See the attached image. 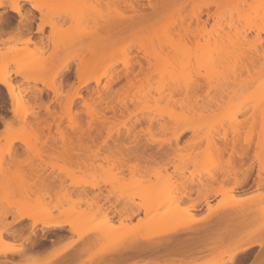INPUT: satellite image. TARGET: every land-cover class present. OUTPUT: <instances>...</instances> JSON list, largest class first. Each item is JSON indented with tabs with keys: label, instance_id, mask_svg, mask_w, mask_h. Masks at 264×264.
I'll return each mask as SVG.
<instances>
[{
	"label": "rangeland",
	"instance_id": "374dc122",
	"mask_svg": "<svg viewBox=\"0 0 264 264\" xmlns=\"http://www.w3.org/2000/svg\"><path fill=\"white\" fill-rule=\"evenodd\" d=\"M0 1L3 3L0 8V35H5L4 38L0 37V69H5L4 77L14 86L13 94L28 99L24 104L25 116L17 121L15 128H9L6 133L5 128L0 126V142H11L7 156L0 151V208L29 210L30 205L35 206L39 192L48 188L53 192L51 196L53 194L59 198L58 201L55 196L54 199L52 196L53 200L44 198L47 202H58L55 209H51L49 202L45 203L52 210L55 220L66 223L65 229L69 226L67 224L77 229V232L72 233L61 232L65 236L60 235L61 239L51 235L53 232H46L42 236L39 229L35 235L27 233L32 237L25 239L24 244L32 238L30 243L32 241L37 246L43 242V237L54 235L53 239L57 238L52 241L51 251L42 256L37 252L31 253L32 250H25V255L21 252L4 254L5 250L10 249L9 245L17 247L19 244L17 239L14 242L1 239L0 264H20L28 258L47 261L48 264L55 261L61 264H93L92 260L102 255L103 250H110L115 244H128L132 240L144 246L140 253L149 250L158 254L160 247L173 248L179 240L171 238L160 242L159 246L144 244V241L171 236L180 231L196 236L197 231L199 234V231H205L210 217L218 220L216 216L224 213V210L209 213L206 209L204 214L198 215L199 211L191 208L203 201L202 193L206 194V190L208 193L211 188L222 191L217 195L209 193L208 203L211 197L217 198L213 207L220 204L243 209L244 205L246 209L251 206L253 210L255 208V214L253 210L251 213V209H247L249 213L245 211L247 214L242 209V214L235 209L238 218L235 216L234 219L220 215V218H228L225 221L222 219L225 224L239 220L242 226L236 222L238 226L233 223L235 227H226L218 222L217 237L213 239L224 235V226L227 230L239 229L240 232L235 230L238 234L229 230L232 236L236 235L237 240L249 239L259 232L252 230L254 222L258 223L260 217L264 219V213L260 214L261 210H257L258 206L264 207V186L256 189L255 185L258 162L253 161L247 184L235 187L232 178L234 169H229L225 164L229 154L217 155L213 145L222 144L223 134L227 141L232 140L233 128L240 131L242 141L252 127L253 150L250 148L248 155L252 159L255 151L260 152L255 143L264 126L261 117V109L264 112V48L260 47L259 40L255 41V34L264 22V12L260 11V16L251 20H244L239 14L248 13L254 5L263 6L264 0H138V9L144 10L147 17L130 24L109 40L96 34L102 32L96 21L114 12L113 7L107 6L104 0H35L47 6L43 13L44 24L41 23L40 9H32L28 2H20L23 12L31 18L28 23L24 22L25 27H19V17L5 6L10 1ZM149 4L154 7H149ZM119 8L126 14L134 12L127 5H120ZM207 12L212 14L208 19ZM194 13L200 14L199 23H196ZM38 25L43 28L42 32L36 30ZM17 26L19 32H16ZM242 35H245L247 45ZM48 36L51 43L46 42ZM243 45L248 47L245 51L240 49ZM143 52L149 55L152 72L149 77L129 86L125 77L121 76L126 70L125 63L128 69L135 66L137 59L145 64ZM81 60L82 64H79ZM65 64L67 70L55 78V72ZM19 67L25 68L23 73L35 81H24L22 75H17ZM77 68L81 70L80 75L76 73ZM134 69L136 71L137 66ZM117 74H120V79H116ZM142 76L139 75V78ZM95 88L102 94V99L97 98ZM38 90H41V94ZM75 92H80L91 110L104 114L102 136L93 142L87 138L79 141L65 116L61 120L48 117L50 129H41V123L34 122V111H38L40 118L46 114L44 107L39 110L37 105L43 102L48 103L49 110L57 115H62L68 107L72 112L79 110L81 116L76 119L83 127L88 122L99 125L103 118L97 114L91 117L85 114L83 99L76 97L68 105L67 96ZM55 93L57 96H54ZM4 100H7L6 106L2 103ZM111 105L115 106V112L106 109ZM11 109L10 93L0 85V125L15 119ZM25 121L26 125L23 124ZM56 123H59L66 137L65 143L56 132ZM35 125L38 138L34 131ZM127 128H131L130 143L123 136ZM182 130L185 131L175 138ZM16 135L21 138L14 139ZM107 135V143L102 144ZM44 141L48 145L43 144ZM127 144L130 146L126 147ZM143 144H149L150 147L145 148ZM161 150L165 151L164 155H159ZM131 152H135L137 157H129ZM249 159L244 158L242 167L251 163ZM129 163L137 165L133 172H130ZM33 169L42 170L41 179L32 173ZM227 170L230 172L227 173ZM190 172L199 173L192 178L193 181H190ZM212 174L215 175L214 180L211 179ZM260 176L264 179V172ZM180 182H187L188 191L178 188ZM92 184L98 188H91ZM157 188H176L171 190L173 200L147 213L140 206L143 194L139 197L125 195L143 193L148 189L153 192ZM237 188L248 189L239 193ZM91 197H94L97 206L90 204L88 198ZM256 205L257 209L254 207ZM120 208L136 213L130 221L121 222L116 211ZM186 208L187 214H182L181 210ZM164 210L173 212L174 218L170 223L190 224L193 229L186 225L172 234L145 238L149 233L146 222L153 223V219H157ZM9 218L13 217L9 216L7 220ZM242 219L247 226L251 227L252 224L250 233ZM156 222L160 223V220ZM220 224L224 226L220 227ZM157 229L154 227L150 233L154 234L159 231ZM85 231L88 233L79 239L77 233ZM225 232L223 244L231 235ZM213 242L212 239L201 240L195 247L196 257H188L187 264H208L227 259L225 253L219 256L215 253L218 252L215 247L219 249L220 246ZM230 243H226V246L221 243V248L225 247V252L228 251L233 248ZM56 253L60 255L48 261ZM109 254L111 252H105V255ZM180 258L174 256L162 260L155 255L149 264H171ZM117 264H139V261L136 255L127 256Z\"/></svg>",
	"mask_w": 264,
	"mask_h": 264
},
{
	"label": "bare ground",
	"instance_id": "6f19581e",
	"mask_svg": "<svg viewBox=\"0 0 264 264\" xmlns=\"http://www.w3.org/2000/svg\"><path fill=\"white\" fill-rule=\"evenodd\" d=\"M10 1V3L8 4V5H11V4H14V3H19L20 4V2H28L29 3V5H30V7H31V5L33 4V3H35V4H37V5H40L39 3H37V2H35V0H9ZM104 3L107 5V6H110V7H113V9H114V12L112 13V15H108V16H105V17H103V19L101 18V21H96V24H97V26L99 27V28H101L102 29V32H99V33H97L96 32V34L97 35H99L102 39H104V40H109V39H111V37H114V36H116L117 34H119V33H121L124 29H126L130 24H132V23H134V22H137V21H141V20H143V19H145V17H147V13L144 11V10H139L138 8L140 7V5H139V3H138V0H104ZM21 5V4H20ZM120 5H127L128 6V8H130V9H132L134 12L133 13H131V14H126V13H124V12H122L121 11V9L119 8V6ZM1 7H3V3L0 1V8ZM137 7V8H136ZM149 7H151V8H153L152 7V5L151 4H149ZM35 10H39V8H37V9H35ZM136 10V11H135ZM8 11H10V12H12L13 14H16L18 17H19V23H21V26H19L20 24H18V26L19 27H22V26H24L25 24H24V22L25 21H27V23L30 21V17L25 13V12H23V14H20V13H18V12H16V11H14L11 7H8ZM260 11H262V12H264V5L263 6H259V5H254V6H252L251 7V9H249V11H248V13H240L239 14V17L240 18H243L244 20H251V19H255V18H257V17H259L260 16ZM212 16V14L211 13H209V12H207L206 13V19H208V18H210ZM193 17L195 18V21H196V23H199V21H200V14H193ZM205 21V20H204ZM203 21V22H204ZM202 22V21H201ZM18 26H17V30H16V32H19L20 30H19V28H18ZM27 26V25H26ZM25 27V26H24ZM27 28V27H26ZM3 29V28H2ZM21 29V28H20ZM36 30L38 31V32H42V30H43V28L40 26V25H38L37 26V28H36ZM105 34V36H104V34ZM256 39H255V41L256 40H259V37H258V32H256ZM194 36H195V33H194ZM242 37V40L245 42V39H246V37H245V35H242L241 36ZM27 41H29V39L27 40ZM46 42H50V38H49V36L47 37V40H46ZM51 43V42H50ZM242 44H244V43H242ZM245 44L247 45V41L245 42ZM246 45H243L242 47H240V49L242 50V51H245L244 49L245 48H248V47H246ZM245 46V47H244ZM171 49H173L172 47H171ZM247 50V49H246ZM93 55V54H92ZM260 55V54H259ZM262 55H263V53H262ZM142 57L145 59V64L140 60V59H137L136 61H135V66H137V70L135 71V66H130V69H128V67H127V63H125V67H126V70H125V72H123V74H121V76H124L125 77V80L127 81V84L129 85V86H132V85H134L136 82H138V81H141L142 80V78H145V77H149L150 76V74H151V72H152V64H151V61H150V59H149V55L146 53V52H143V55H142ZM79 64H82V60L80 61V63ZM67 68H68V66H67V64H65L64 66H62L61 68H59L56 72H55V75H54V77L56 78V77H59V76H62V73L65 71V70H67ZM79 68H80V66H79ZM25 71V68H21V67H19L17 70H16V74L17 75H22V77H23V80L24 81H35V79H33V78H31L28 74H26L25 75V73H23ZM76 73L77 74H81V70L80 69H76ZM4 74H5V69H0V79H3V78H5L4 77ZM141 74H143V76L142 77H140L139 78V75H141ZM118 75V74H117ZM121 76H120V74L117 76V78L116 79H120L121 78ZM6 80H7V78H6ZM95 83H96V85L98 84V79H96L95 80ZM59 84L62 86L63 85V83L60 81L59 82ZM2 86H4L7 90H8V93H10V97L12 98L13 97V89H14V86L10 83V81L9 80H7V83L6 84H4V85H2ZM80 90V89H79ZM95 92H97L98 93V95H97V98H99V99H102V94L100 93V91L99 90H97V88H95V90H94ZM37 92V91H36ZM38 93L39 94H41V90H38ZM38 94V95H39ZM16 96V95H15ZM54 96H57L56 95V93L54 94ZM41 96H39V98H40ZM76 97H79V98H81V99H83V106L84 107H86V112H85V114H87L88 116H93V115H95V114H97V115H100V117H102L103 119V121L101 120L100 122V124L98 125V124H95V123H93V122H88V125L86 126V127H83V126H81L80 125V122L76 119V117H78L79 115L81 116V112L78 110V111H74V112H72L71 110H70V107H68L63 113H62V115H57L56 113H54V112H51L50 110H49V108H48V103H44L43 104V102H40L39 104H37L38 105V108H39V110H40V108L43 106L44 107V109L46 110V114L43 116V117H39L38 116V111H34L33 112V116H34V122L35 123H41V129H43V128H46V129H50V123L47 121V118L48 117H52L53 119L54 118H56V117H58L59 118V120H61V117L62 116H65V117H67L68 118V121H69V127L71 128V130L72 131H74L76 134H77V136H78V138H79V141L81 140V139H89V140H91L92 142H93V140L95 139V138H97V137H101L102 136V130H103V128H102V126H103V124H104V122H105V119H104V114L102 113V112H94L93 110H91L89 107H88V104H87V101L81 96V94H80V92H75L74 94H72V95H70V96H67V101H68V105H70L71 103H72V101H73V99L74 98H76ZM18 98H20V100H22L23 101V104H25L26 102H27V98L26 97H24L23 95H18ZM51 101V100H50ZM42 107V108H43ZM67 107V106H66ZM106 109H108V110H111V111H113V112H115V110H116V108H115V106H113V105H111V106H107L106 107ZM69 113H71V115L69 116L68 114ZM261 114H262V118H263V120H264V112L262 111V109H261ZM25 116V115H24ZM252 116V115H251ZM79 118V117H78ZM6 123H8V122H6ZM23 124H25L26 125V121L23 123ZM30 124H33V123H30ZM37 126L35 125V135H36V137L38 138V133H37ZM250 131H248V133L243 137V139H242V141L240 140V131L237 129V128H233L232 129V131H233V134H234V136L232 137V140L230 139L229 141H227L228 139H226V135H224L223 134V142H222V144H216V143H214V145H213V147H214V149H215V152H216V154L217 155H219V156H221V155H223L224 153H228L229 155H228V157H227V159L225 160V164L228 166V168L230 169H234V171H233V177L232 178H234V183H233V186H237V185H245V183L247 182V180H248V178H249V173H250V168H251V166H252V163H254L253 161H257L258 162V169H257V173H256V176L258 177V179H257V182H255L256 184V189H262V187L264 186V179L260 176V173L261 172H264V168H262V165H261V154L262 153H264V126H262V128H261V130H260V133H261V135L259 136V139H258V141L255 143V147H258V148H260V152L259 151H255V153L253 154V157H252V159H251V156H250V154L248 155V151H251V149L253 150V148H251L252 147V144H251V140H252V132H253V128L251 127L250 129H249ZM183 131H185V130H182V131H180L176 136H174L175 138H177L178 137V135L179 134H181ZM227 131V130H226ZM56 132H58L60 135H61V140H62V142L63 143H65L67 140H66V137L62 134L63 132H62V129L59 127V123H56ZM91 133H93L92 135H91ZM130 134H131V128H127V130H126V133L123 135L124 136V138H126L127 140H129L128 142L130 143ZM227 134V133H226ZM50 137H53L52 135L50 136ZM107 138H108V135L107 136H104V138H103V140H102V144H106L107 143ZM135 140V139H134ZM10 143V145H11V142H9ZM116 143L117 142H115V147L114 148H116ZM119 143V142H118ZM152 142H150L149 144H151ZM192 143H195V141H193ZM43 144H45V145H48V142L47 141H44L43 142ZM124 144V143H123ZM149 144H143V147H145V148H148V147H150L149 146ZM52 144H50V146H51ZM130 146V144L128 145H126V147H129ZM251 148V149H250ZM165 154V151H160V154L159 155H164ZM234 155L236 156V159L234 158ZM248 156V157H247ZM129 157H137V154L135 153V152H131V154H129ZM128 157V158H129ZM149 157H153V156H149ZM149 157H146L147 159H149ZM222 158V157H221ZM244 158H246L247 160H248V158H250L249 160L251 161V163L248 165V166H243L242 167V164L244 163ZM105 159H107L106 157H105ZM117 161L119 162V158L117 159ZM129 165H130V167H129ZM129 165H128V167L130 168V172H133L134 171V169L136 168V164H131V163H129ZM238 166V167H237ZM15 167H18V165H16ZM239 167H240V169H239ZM120 169H121V167H120ZM42 170L41 169H33L32 170V173L37 177V178H42V172H41ZM223 171H224V169H223ZM228 172L227 173H229L230 171L229 170H227ZM237 173H239L240 175H242V176H240L239 174H237ZM197 174H199V173H195V172H190V181H193L192 180V178L195 176V175H197ZM237 175H239L238 177H239V180H237L238 179V177H236ZM215 175H211V179L212 180H214L215 179V177H214ZM227 177V176H226ZM237 180V181H236ZM213 182V181H212ZM186 183L187 182H180V184H179V186H178V188H186L187 186H186ZM189 183V182H188ZM247 184V183H246ZM188 185V184H187ZM91 186V188H98L97 186H95V185H90ZM232 186V187H233ZM237 187H239V186H237ZM242 187V186H241ZM192 187H190V189H191ZM234 188V187H233ZM172 189H176V188H157L155 191H150L149 189L148 190H146V191H144L143 193L142 192H134L133 194H125L126 196H128V195H135V196H138L139 197V195H141V194H143L144 195V197H142L143 198V203L140 205L141 206V208L144 210V212L145 213H147V212H149V211H151L152 209H154V208H156L157 206H159V205H162V204H165V203H167V202H169V200H173L172 199V194H171V190ZM187 189V188H186ZM189 189V188H188ZM188 189L187 190H185V191H188ZM216 189V188H215ZM213 190L212 188H211V190H208L209 192L207 193L206 191H205V193L206 194H204V192L202 193V195H201V197H202V199H203V201H204V203H205V205H207V211L209 212V213H214V212H217V213H219V210H221V212H222V210H224L223 212L224 213H222V214H220V215H222L223 217L224 216H226V217H232V219H234V217L236 216L237 218H238V211L236 210V212H235V209H238L239 211L242 209L244 212L245 211H247V209L245 208V206L246 205H244V209L242 208V207H238V206H234V205H232V207H231V205H228V206H226V205H220V204H218V205H216V206H209V204H208V195H209V193H210V195L212 194V195H217L218 193L220 194L222 191H220V190H218V189H216V190ZM239 189V188H238ZM242 189V188H241ZM241 189H239L240 191H245V189L243 188V190H241ZM183 190V189H182ZM196 190H198V189H196ZM247 190V189H246ZM200 191V190H199ZM181 192V191H180ZM183 192V191H182ZM51 193H53L52 191H50V190H48V188H44L41 192H39V196L37 197L38 199H36V203H35V206L34 205H30L29 207H28V209L29 210H21V209H17V210H15L14 211V209L13 208H10V207H3V208H0V240L1 239H7L8 241H12V242H14L15 241V239H17V230L16 229H13L12 231H6L5 229L7 228V226H8V222H9V220H7L8 219V217L9 216H12L13 217V219H15V218H17L18 216H23L26 220H29V223H36V227L34 228V229H32L31 230V232H30V234L31 235H35L36 234V230L37 229H39L40 230V232H41V234L40 235H44V234H46V232H53V233H51V235L52 234H54L56 237L58 236V237H60V235H62L61 237H63L64 236V234H60L61 232L63 233V232H77V229H76V227L74 226V225H72V224H67V225H69L68 226V228L67 229H65V224L66 223H63V222H60V221H57V220H55V217L52 215V210L51 209H55V207H57V205L56 204H58V200H59V198L56 196V195H53L52 194V196H53V199H54V196H55V200H57V201H55V202H53L52 201V203H51V200L50 201H48L49 203H50V207H51V205H52V208L50 209L49 207H47L46 206V204H48V202L44 199L45 197H47V198H49V199H52V196H51ZM86 195H88V193L85 191L84 192ZM108 195V194H107ZM125 195H121V197H123V196H125ZM183 195V194H182ZM104 196V195H103ZM261 196V195H260ZM262 196H264V195H262ZM107 196H105V198H106ZM94 198V197H93ZM93 198L91 197V198H88V200H89V202H90V204H92V205H98L97 204V202H96V200L94 199L93 200ZM105 198H103V199H105ZM48 199V200H49ZM52 199V200H53ZM201 199V198H200ZM199 199V200H200ZM201 199V200H202ZM198 201V200H197ZM46 203V204H45ZM241 205V204H240ZM177 206H179V204L177 205ZM249 205H247V207H248ZM194 207H196L195 205H193V206H191V208H194ZM234 207V209H232V210H230V208H233ZM238 207V208H237ZM251 207H253V206H251ZM251 207H249L250 209H251V213H252V208ZM254 207H256V209H257V205L256 206H254ZM177 208H179V207H177ZM258 208L259 209H257L258 211L259 210H261V211H259V213L261 214H263L264 213V207H259L258 206ZM250 209H248V210H250ZM183 210H185V211H183ZM183 210H181L182 211V214H187L186 212H188V209L186 208V209H183ZM241 210V211H242ZM116 211L118 212V214L120 215L119 216V219H120V221L122 222H124V221H130V219L132 218V216L136 213V211H130V212H128V211H126L125 209H123V208H120V209H116ZM240 211V214H242V212ZM255 211V208H254V210H253V212ZM257 211V212H258ZM103 212H105V211H103ZM220 212V213H221ZM246 213V212H245ZM247 213H249L248 211H247ZM246 213V214H247ZM160 215L158 216V218L156 219H153V223H151V221H147L146 222V227L149 229V233L147 234V235H145V238H147V239H151V238H155V237H158V236H160V235H162V234H165V235H167V234H172V233H175V232H177V231H179V230H181L180 228L181 227H184V226H188L189 228H191L192 226L190 225V224H178V223H170L169 221L172 219V218H174V215H173V212H171V211H166V210H164L163 212H160L159 213ZM224 214V215H223ZM240 214H239V216H240ZM244 214V213H243ZM245 214V215H246ZM254 214H255V212H254ZM219 215V216H220ZM252 215V214H251ZM123 216V217H122ZM211 216V215H210ZM216 216V215H215ZM219 216H216V217H218V220H219V218L221 217H219ZM244 216V215H243ZM256 216V215H255ZM225 217V218H226ZM246 217V216H245ZM258 217V216H257ZM30 218H33V219H30ZM225 218H220V220L221 221H217V222H222L223 224H225ZM228 218H226V219H228ZM259 218V217H258ZM122 219V220H121ZM212 219V218H211ZM224 221H223V220ZM236 219V218H235ZM243 219H244V217H243ZM242 219V220H243ZM259 219H261V220H256V219H254V221L256 220V221H258V223L257 222H254L253 223V227H254V229H252L253 231H257V230H260V228H261V226L262 225H264V219L262 220V218L260 217ZM160 220V223H157L156 221H159ZM213 220H214V218H213ZM215 220H216V218H215ZM247 220V219H246ZM239 221V220H238ZM238 221H236V222H238ZM138 222H141V219H138ZM157 224H156V223ZM214 222H216V221H214ZM236 222H232V224L233 223H235L236 224ZM242 222V221H241ZM243 222L245 223V221L243 220ZM22 223H23V221H22ZM231 222H229V224H225V226L226 225H230V227L232 226V224H230ZM239 223V222H238ZM238 223L236 224L237 226H238ZM243 223V224H244ZM255 223H256V225H255ZM216 224H219V223H216ZM241 223H239V226H242V224L240 225ZM250 224H251V222H250ZM212 225V224H211ZM221 225L222 224H220V227H221ZM234 225V224H233ZM255 225V226H254ZM214 226H215V223L213 224V231H217V229H219V227L218 228H216V230H215V228H214ZM224 225H222V227H223ZM225 226H224V228L223 229H225V231H227L228 233H227V235H229V234H231L230 236H229V239H228V236L225 238L226 240L228 239V241L226 242L227 243V245H228V242H232V243H230L229 245H232V247L234 246V245H237V244H239V245H241V248H240V250L239 251H236L235 252V254L234 255H232L231 257H228L227 259H231V260H234L235 259V257H236V254H238L239 252H242V251H245L246 249H248L249 247H251V246H253V245H255V244H258L259 245V243L257 242V241H252L250 238L248 239V238H240L239 237V235L237 236V237H239L240 239H236L235 237H236V235L235 236H232V233L231 232H233V233H236V234H238V231H239V229H231V228H229V230H232L231 232L229 231V230H227L228 228H225ZM236 226V228H238ZM244 226H247L246 225V223H245V225ZM154 227H157L158 229L157 230H159V231H156V232H154V234H152V233H150V231L154 228ZM227 227V226H226ZM232 227H235V226H232ZM247 227H249V232L246 230V234H248V233H250L252 230H251V227H252V224H251V227L248 225ZM252 227V228H253ZM242 228V227H241ZM241 228H240V230H241ZM191 229H193V228H191ZM221 229V228H220ZM243 229V228H242ZM246 229V228H245ZM235 230H238V231H235ZM20 231H23V229H21ZM204 231V230H203ZM224 231V235H225V232ZM201 234L203 233V232H201V231H199ZM240 232V231H239ZM243 232V231H242ZM248 232V233H247ZM88 233V231L86 232H82V233H80L79 234V232L77 233L78 234V238L79 239H81V238H83L86 234ZM106 233V232H105ZM243 233H245V231L243 232ZM204 234V233H203ZM221 234V233H220ZM31 235H29L28 236V234H27V238L29 239L30 237H32ZM54 235H53V237H54ZM194 236H195V234H193ZM190 236L191 237V239H190V237H187L188 238V242H190V244H192L193 243V241L192 240H196V242H198V241H200V240H197L196 238L198 237L199 239H200V237L201 236H198V231L196 232V235H197V237L195 238L194 236ZM200 235V234H199ZM214 235H216V234H214ZM221 236V235H218V238H214L213 239V236L211 237V239H212V241L214 240V244H216V246H220V248H221V243L223 244V241H224V237L225 236ZM241 236V235H240ZM41 237V236H40ZM52 237V238H53ZM57 237V238H58ZM61 237H60V239H61ZM65 237V236H64ZM184 238H182V239H179L180 241H182V240H185L186 241V239H185V237L186 236H183ZM192 237H194V238H192ZM214 237H217V236H214ZM26 238V239H27ZM44 238V237H43ZM57 238L55 239V241L57 240ZM27 239V240H28ZM33 239V238H32ZM32 239H30V240H32ZM54 239H52L53 241H54ZM202 239V238H201ZM230 239H232V240H230ZM236 239V240H235ZM30 240H29V243H27V244H19L17 247H15V250H12V249H7V250H5L3 253L4 254H6L7 252H10V253H18V254H24L25 255V253H26V251L28 250V252H30L31 250L32 251H36V249H38L40 246H39V244H38V246L36 245V244H34V242H32L31 241V243H30ZM45 240H46V238H45ZM225 240V241H226ZM179 241V242H180ZM185 241H182V242H184L185 243ZM192 241V242H191ZM45 242V244H47L46 242H47V240L46 241H44ZM52 242V241H51ZM196 242H194V243H196ZM49 243V242H48ZM226 243H224L225 244V246H226ZM44 244V245H45ZM220 244V245H219ZM223 244V245H224ZM43 245V246H44ZM141 242H138L137 240H132V241H130L128 244H115V245H112V247L111 248H109L110 250H103L102 251V255H99V256H97V257H95L94 258V260H92V262H94L93 264H117V263H119V261H121L122 259H124L125 258V256L127 255V254H129V256L128 257H134L135 255L136 256H138L139 255V253H140V251L141 250H143V247L144 246H142L141 247ZM222 245V247H224ZM36 246H37V248H36ZM42 246V247H43ZM45 246H47V245H45ZM188 246V245H187ZM41 247V248H42ZM49 246H47V248H48ZM140 247H141V249H140ZM231 247V246H230ZM40 248V250H42V249H44V247L41 249ZM219 248V249H220ZM225 248V247H224ZM218 249V248H216L215 247V249H217L218 250V252L216 251L215 253H218L217 255L219 256V255H221L222 253L224 254L225 253V249ZM46 249V248H45ZM181 249V248H180ZM214 249V248H213ZM26 250V251H25ZM30 250V251H29ZM47 250V249H46ZM202 250H203V248H202ZM228 250V249H227ZM31 251V252H32ZM34 251V252H35ZM39 251V250H38ZM43 251V250H42ZM45 251V250H44ZM133 251H136L135 252V254H132L133 253ZM181 251V250H180ZM204 251H206L205 249H204ZM220 251V252H219ZM21 252V253H20ZM25 252V253H24ZM34 252H32V253H34ZM105 252H111V254H109V255H105ZM188 252V251H187ZM36 253V252H35ZM59 253V252H58ZM131 253V254H130ZM182 253H184V251L182 252ZM31 257H33V255L32 254H30V253H28ZM192 253H190V255H191ZM222 254V255H223ZM28 255V257H30ZM60 254H54V255H52L49 259H48V261H50L52 258H56L57 256H59ZM186 255H189V254H186ZM192 255H194V254H192ZM216 255V254H215ZM217 255H216V257H217ZM214 257V256H213ZM127 258V257H126ZM150 259H152V257H149ZM148 258V259H149ZM28 259H31V258H28ZM189 261V259H188V257L187 256H183V257H181L180 259H178V260H173L172 262H171V264L172 263H175V262H177V264H187V262ZM212 261H214V260H212ZM197 262V261H196ZM199 262V261H198ZM204 263V262H203ZM1 264H4V263H1ZM194 264V263H193ZM196 264V263H195ZM208 264H212V263H208Z\"/></svg>",
	"mask_w": 264,
	"mask_h": 264
},
{
	"label": "snow or ice",
	"instance_id": "6c2138e0",
	"mask_svg": "<svg viewBox=\"0 0 264 264\" xmlns=\"http://www.w3.org/2000/svg\"><path fill=\"white\" fill-rule=\"evenodd\" d=\"M6 7H11L14 11L23 14V8L19 3H14L11 5H5ZM46 5H37L33 3L31 5L32 9L39 8L41 10V23L44 24V9L46 8ZM54 27V26H53ZM258 37H259V44L260 47L264 48V22L260 24L259 31H258ZM7 83L6 78L0 79V85H4ZM2 103L7 105V100H4ZM12 113L14 114L15 119L11 122H8L4 125H0L5 128V132L7 133L9 128H15L16 123L18 120L23 119L24 116V104L23 101L20 100V98L13 95L12 97ZM69 116L71 113L68 114ZM20 135H16L14 139H20ZM11 147L10 143L5 140L0 142V151H3L5 156L8 155V149ZM261 165L262 168H264V153L261 154ZM33 219V218H30ZM23 221V223H22ZM36 227V223H29V220H26L23 216H18L17 218H9L8 226L5 229L6 231H12L13 229L17 230V243L23 244L25 239L27 238V233L31 232L32 229ZM23 229V231H20ZM252 241H257L259 243V252L257 253V256L259 259H253V260H231V259H223V260H216L212 262V264H264V225L261 226L259 232L257 234H253L250 238ZM9 248L12 250H15V245H9ZM241 248V245L237 244L234 245L233 248L229 249L225 252L226 257H231L235 254L236 251H239ZM20 264H48L47 261H39V260H26L21 261ZM53 264H61L60 261H55Z\"/></svg>",
	"mask_w": 264,
	"mask_h": 264
},
{
	"label": "crops",
	"instance_id": "0c3cea01",
	"mask_svg": "<svg viewBox=\"0 0 264 264\" xmlns=\"http://www.w3.org/2000/svg\"><path fill=\"white\" fill-rule=\"evenodd\" d=\"M3 32V31H2ZM0 37L1 38H4L5 37V35H0ZM239 189H241V188H239ZM238 188H237V192H243V191H240ZM245 189V188H244ZM241 190H243V188L241 189ZM196 194V193H195ZM216 201H217V198L215 199L214 197H211L210 198V201H209V205H211V206H213V205H215L216 204ZM186 203H188V201H186ZM195 206L196 207H194V208H196L199 212H198V215H202V214H204L205 213V211H206V209H207V205H205V203H204V201H200V202H198V203H196L195 204ZM212 217H210V221L212 222V221H214L215 220V218H214V220H213V218L211 219ZM209 233V234H208ZM204 234H206L205 235V239H199V238H196L195 236V238L197 239V240H207V239H211V237L213 236H215L214 234H216L215 233V231H213V230H211V231H205L204 232ZM183 236H186L185 237V239L187 238V237H190V233H188V232H183V231H180V232H178V233H175V234H172L171 236H167V237H161V238H158V239H155V240H149V241H144V244H152V245H156V244H158V246H159V244H160V242H164L165 240H168V239H171V238H175L176 240H179V239H182V238H184ZM193 237V238H194ZM48 238V237H47ZM191 239V238H190ZM55 240V239H54ZM188 240V238L186 239V241L185 240H182V241H185V243L184 242H182V241H180V242H178L177 243V245L176 246H174L173 248H165V249H163V251L161 252V253H158V254H153V253H145V250L142 252V253H140L138 256H136L137 257V259H138V261H139V264H149V263H152L153 262V259L151 260V259H148L149 257H153V256H155L156 255V257L158 258V259H162V260H165L166 258H168V257H174V256H181V257H183V256H187V257H191L192 258V256H195L196 257V255H197V253H195V247L197 246V245H199V242L200 241H198V242H196V240L194 239V240H192L193 241V243L192 244H190V242H188L187 241ZM44 241H46L45 240V238H43V242H40L39 243V248L38 249H36V251L35 252H37L38 254H39V256H42V255H45L47 252H49V251H51V246H52V242H49V243H47V244H45V242ZM53 241V240H52ZM191 241V242H192ZM194 242H196V243H194ZM47 245V246H49L48 248H47V246H45V245ZM79 244V243H78ZM161 244H163V243H161ZM44 245V246H43ZM188 245V246H187ZM44 247V249H42L43 247ZM42 247V248H41ZM40 248L43 250H40ZM47 250H46V249ZM181 248V249H180ZM39 250V251H38ZM45 250V251H44ZM181 250V251H180ZM34 251H32V252H34ZM72 251V250H71ZM71 251H69V252H71ZM184 251V253H182ZM188 251V252H187ZM31 252V253H32ZM34 252V253H35ZM190 253H192V254H194V255H190ZM186 254H189V255H186ZM128 256H129V254H127ZM127 255L125 256V257H127ZM190 258V259H191ZM191 261V260H190Z\"/></svg>",
	"mask_w": 264,
	"mask_h": 264
},
{
	"label": "flooded vegetation",
	"instance_id": "af4514ba",
	"mask_svg": "<svg viewBox=\"0 0 264 264\" xmlns=\"http://www.w3.org/2000/svg\"><path fill=\"white\" fill-rule=\"evenodd\" d=\"M252 180H253V177L251 178ZM245 189H248V188H245ZM193 195H195V189H193ZM214 221H216V222H214ZM214 221H208L207 222V224H206V226H205V231H211V230H213V224L215 223V226H214V228L216 229L217 228V226H218V224H216V223H218L217 221H219V220H214ZM212 224V225H211ZM204 231V232H205ZM203 232V233H204ZM201 234L200 233V235H199V233H198V236H201L200 237V239L202 238V239H205V235L206 234ZM216 233V232H215ZM209 234V233H208ZM196 237H197V235H196ZM198 238V237H197ZM52 237H48V238H46V240H47V243L48 242H51L52 241ZM259 245L258 244H255V245H253V246H251V247H249L248 249H246L245 251H242V252H239L238 254H236V257H235V259L234 260H241V261H243V260H253V259H259V257L257 256V253L259 252ZM163 251V248L162 247H160L159 249H158V253H161ZM153 253V251H149V250H145V253Z\"/></svg>",
	"mask_w": 264,
	"mask_h": 264
}]
</instances>
